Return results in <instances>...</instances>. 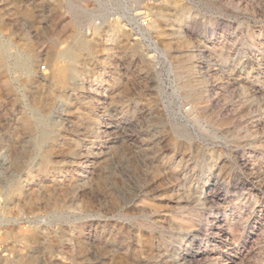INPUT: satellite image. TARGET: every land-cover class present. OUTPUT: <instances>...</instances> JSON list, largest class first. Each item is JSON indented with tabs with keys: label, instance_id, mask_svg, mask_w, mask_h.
Returning <instances> with one entry per match:
<instances>
[{
	"label": "rangeland",
	"instance_id": "obj_1",
	"mask_svg": "<svg viewBox=\"0 0 264 264\" xmlns=\"http://www.w3.org/2000/svg\"><path fill=\"white\" fill-rule=\"evenodd\" d=\"M37 1L0 0V264H264V0Z\"/></svg>",
	"mask_w": 264,
	"mask_h": 264
},
{
	"label": "built area",
	"instance_id": "obj_2",
	"mask_svg": "<svg viewBox=\"0 0 264 264\" xmlns=\"http://www.w3.org/2000/svg\"><path fill=\"white\" fill-rule=\"evenodd\" d=\"M36 3L54 6L60 12L59 20L71 22L77 17L76 23L92 24L85 29L88 35L111 36L116 32V24H138V28H145L147 22L144 6L134 0H38Z\"/></svg>",
	"mask_w": 264,
	"mask_h": 264
}]
</instances>
